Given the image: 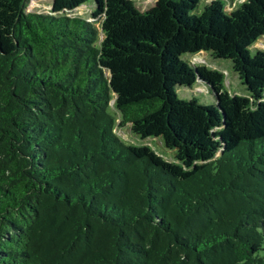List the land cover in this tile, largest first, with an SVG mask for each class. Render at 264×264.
Listing matches in <instances>:
<instances>
[{
  "label": "trees",
  "instance_id": "trees-1",
  "mask_svg": "<svg viewBox=\"0 0 264 264\" xmlns=\"http://www.w3.org/2000/svg\"><path fill=\"white\" fill-rule=\"evenodd\" d=\"M29 2L0 0V264H264V0Z\"/></svg>",
  "mask_w": 264,
  "mask_h": 264
},
{
  "label": "rangeland",
  "instance_id": "rangeland-1",
  "mask_svg": "<svg viewBox=\"0 0 264 264\" xmlns=\"http://www.w3.org/2000/svg\"><path fill=\"white\" fill-rule=\"evenodd\" d=\"M135 4V7L138 10L146 11L154 8L156 4V0H132ZM212 0H201L199 5L198 12L201 14L206 6ZM53 0H30L29 6L27 8L28 12H37V13H48L52 10ZM94 8V3H90L89 5H84L81 8L75 11L76 15H80L91 19L90 14ZM229 7H226V10L229 11ZM253 49L264 50V38H262L259 42L255 44ZM255 51L252 53L254 54ZM192 56L186 55L185 59L190 60ZM192 63L206 65L209 68L223 71L226 74V87L230 90L231 94H244V87L240 84L238 80L237 74L233 71V63L231 60H221V59H213L210 55H202L199 54L191 59ZM177 93L180 98L190 100L193 98L198 99L203 104H213L214 98L199 92L197 88L193 90L185 89V88H177ZM119 135L128 143L132 145H138L141 142L137 138H133L127 131L119 130ZM145 144L150 145L159 155L166 157L169 160H172L174 157V152L168 150L162 143L161 139H151L147 141Z\"/></svg>",
  "mask_w": 264,
  "mask_h": 264
}]
</instances>
